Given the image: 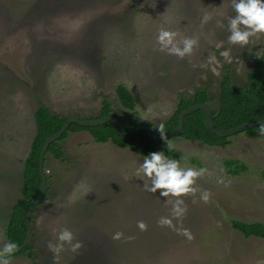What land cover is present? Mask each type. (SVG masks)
Wrapping results in <instances>:
<instances>
[{
  "label": "rangeland",
  "instance_id": "1",
  "mask_svg": "<svg viewBox=\"0 0 264 264\" xmlns=\"http://www.w3.org/2000/svg\"><path fill=\"white\" fill-rule=\"evenodd\" d=\"M232 14L230 0H0V247L22 199L38 108L94 120L107 99L121 125L157 127L182 97L206 90L217 110L226 69L235 86L246 87L264 50V35L244 47L227 43L218 22ZM160 27L178 32V39L197 38L198 46L183 59L159 51ZM225 49L230 62L220 55ZM210 55L219 66L208 64ZM119 85L134 96V111L121 105ZM164 143L173 146L166 155L186 158L183 166L209 169L195 185L210 193L207 203L200 191L187 194L181 197L186 213L173 218L166 198L146 191V178L135 174L143 157L112 142L98 144L85 131L69 134L60 143L65 160L46 156L48 193L31 220L33 256L11 257V264H264V240L232 227L233 221L264 224V141L241 133L226 147H209L176 137L158 149ZM227 160L243 162L246 172L231 175ZM161 217L174 227L161 226ZM65 227L82 247L74 253L65 244L57 259L48 244L56 242L53 229ZM117 232L122 236L113 239Z\"/></svg>",
  "mask_w": 264,
  "mask_h": 264
},
{
  "label": "trees",
  "instance_id": "2",
  "mask_svg": "<svg viewBox=\"0 0 264 264\" xmlns=\"http://www.w3.org/2000/svg\"><path fill=\"white\" fill-rule=\"evenodd\" d=\"M255 61L257 68L247 73L248 85L246 87L235 86L230 69H226V74L220 83L219 106L217 110H213L214 125L219 131L224 132L242 124L264 120V50L255 58ZM116 92L123 108L134 111L136 101L130 90L124 85H119ZM211 103L212 100L206 90H197L190 99L182 97L175 113L167 121L161 123L164 125V134L177 128L178 117L182 111L194 105ZM112 114L111 104L107 99H104L100 118L112 116ZM68 119L52 114L45 106H40L36 111V135L25 162L24 182L21 192L22 199L14 205L6 228L8 242H15L17 249L26 242V214L28 207L40 193L39 159L42 148L46 140L60 131ZM142 125L147 124L129 122L122 125V128L124 131H129ZM160 125L157 127L150 126L154 134L158 136H160ZM82 131L88 132L98 144L112 142L119 147H128L141 157L148 152L156 151L163 144V142L152 141L145 132L127 137L117 135L111 123L98 127H82L72 124L58 142L49 146L47 154H52L58 160H65L60 143L66 140L69 134ZM243 134L248 138L259 137L264 141V137L259 135V127L246 130ZM178 138L185 141L201 142L209 147H226L229 139L215 137L208 131L205 125V116L201 110L184 118V126ZM224 164L229 173L234 176L247 170V167L241 161L227 160ZM262 178L264 180V172L262 173ZM232 227L247 239L257 238L264 240V224L262 223L233 221ZM33 251L34 248L29 243L16 256L28 255V257H32Z\"/></svg>",
  "mask_w": 264,
  "mask_h": 264
},
{
  "label": "clouds",
  "instance_id": "3",
  "mask_svg": "<svg viewBox=\"0 0 264 264\" xmlns=\"http://www.w3.org/2000/svg\"><path fill=\"white\" fill-rule=\"evenodd\" d=\"M230 6L233 11L232 15L225 17L226 24L219 21L218 25L225 28L228 32L227 43L229 45H239L244 47L250 43L253 38L258 39L264 35V0H230ZM208 19L205 15L204 20ZM176 31L169 30L165 27H160L157 31L155 41L159 46V51H166L169 55H174L180 59L185 56H190L193 53L194 47L198 46V39L194 37H181ZM217 44V48L222 46ZM220 55L226 60H231L229 50L225 49ZM208 64H216L219 66V61L215 55L208 57ZM215 71V69H213ZM164 125L161 124L160 138L164 140ZM259 135L264 137V123L259 125ZM173 146L171 143H164V147L156 151L144 154L142 162L139 163L135 170L138 177L146 178L144 189L151 193H158L160 197L166 198L164 203L171 205V216L179 219L184 216L187 207L181 197L192 194L195 195L200 191V199L207 203L210 199V193L207 190H200L196 185V181L205 175H211L207 167H189L183 166L182 161L186 158L180 159L171 158L166 155L171 152ZM222 171V170H221ZM218 184L225 183L223 177L217 178ZM225 186L227 184L225 183ZM161 226L174 227L172 219L169 217H161L158 221ZM137 227L141 230L146 229L143 221H139ZM178 234L186 236L191 239V233L186 228H177ZM55 236V243L49 242L48 248L53 252L54 258L59 257V254L65 250L64 246L67 244L69 250L77 252L82 243L77 240L69 228H61L58 231L53 229ZM122 233H115L113 239H119ZM17 251V244L15 242H6L0 247V264H11V256Z\"/></svg>",
  "mask_w": 264,
  "mask_h": 264
},
{
  "label": "water",
  "instance_id": "4",
  "mask_svg": "<svg viewBox=\"0 0 264 264\" xmlns=\"http://www.w3.org/2000/svg\"><path fill=\"white\" fill-rule=\"evenodd\" d=\"M202 111L204 116H205V125L208 129V131L214 135L215 137L218 138H230L231 136H235L238 134H241L245 132L246 130L249 129H254L259 127L261 123H264V120L256 121V122H251V123H246L242 124L236 128L227 130V131H219L213 121V108L210 104H198L191 106L190 108L182 111L178 117V126L177 128L169 133H166L164 135V140L162 141L160 136L154 134L153 130L150 128L149 125H142L140 127L134 128L129 131H124L122 128V125L120 122L114 117V116H107V117H102L99 119H94V120H82V119H77V118H69L63 125L60 131H58L55 135L51 136L48 138L42 148L40 159H39V174L41 177V187H40V193L38 197L33 200L27 210L26 214V228H27V236H26V242L25 244L17 249V251L11 256L14 257L16 254H18L26 245L29 244L30 241V236L32 233L31 230V220L34 214L35 209L45 200L47 193H48V180H47V174L45 171V160L47 156V151L48 148L51 144L58 142L62 136L67 132L68 128L72 124H77L82 127H98V126H103L107 123H111L113 125L114 131L117 135L127 137L136 133L140 132H145L147 136L154 142H165L170 139L176 138L180 135L183 126H184V118L187 115H190L192 113H195L197 111Z\"/></svg>",
  "mask_w": 264,
  "mask_h": 264
}]
</instances>
